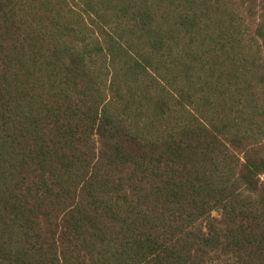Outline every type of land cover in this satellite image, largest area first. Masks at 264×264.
I'll return each instance as SVG.
<instances>
[{"label":"trees","instance_id":"16d2710c","mask_svg":"<svg viewBox=\"0 0 264 264\" xmlns=\"http://www.w3.org/2000/svg\"><path fill=\"white\" fill-rule=\"evenodd\" d=\"M0 264H264V0H0Z\"/></svg>","mask_w":264,"mask_h":264}]
</instances>
